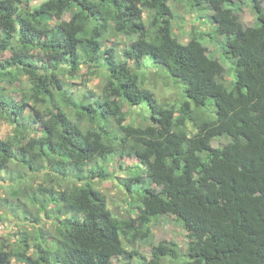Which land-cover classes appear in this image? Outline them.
Here are the masks:
<instances>
[{"label": "trees", "instance_id": "obj_1", "mask_svg": "<svg viewBox=\"0 0 264 264\" xmlns=\"http://www.w3.org/2000/svg\"><path fill=\"white\" fill-rule=\"evenodd\" d=\"M169 1L0 0V214L30 227L0 234V264H264V0H247L254 25L243 0H190L227 35L230 81L195 29L180 41ZM111 179L121 213L97 183ZM162 216L185 252L162 239L146 260Z\"/></svg>", "mask_w": 264, "mask_h": 264}, {"label": "rangeland", "instance_id": "obj_2", "mask_svg": "<svg viewBox=\"0 0 264 264\" xmlns=\"http://www.w3.org/2000/svg\"><path fill=\"white\" fill-rule=\"evenodd\" d=\"M169 4L173 11V19L172 24L173 27L176 28V33L179 36L181 42H187L190 38L191 31L195 29L200 36L201 41L207 46V52L212 56L217 58L225 68V78L230 81L234 80V62L232 56H228V54L224 51L226 48V38L227 35L219 34L215 31V23L212 21V9L207 5H193L194 3L190 0H170ZM238 16L240 17L241 21L245 25H254L256 22L255 19V11L250 6V3L246 1H242L238 4L235 8ZM146 15V14H145ZM71 16V11H67L63 14L64 19H68ZM175 33V32H174ZM112 40V41H111ZM104 45L106 47L113 46L116 50L122 49L124 44H119L116 42L115 37H111L109 41H105ZM144 63H148V66L152 67L155 65L152 63L151 59H143ZM145 64V65H146ZM157 68V67H156ZM161 69V68H158ZM103 75H96L93 76L87 83L85 88L96 89L99 84L102 83ZM154 79V77L149 80V83ZM153 83V82H151ZM182 87L185 86L183 83ZM171 86H163L162 84H158L156 90H158L159 94L166 95L171 99L174 97V93H172ZM84 87H77V91H82L85 89ZM155 88V86H154ZM181 94V93H180ZM160 99V98H158ZM212 102V105H209ZM208 109L209 112H214L216 106L212 101V98L207 99ZM139 119H135L134 122L136 123ZM11 130V126L6 123H0V136L5 135ZM227 141V138H218L215 139L212 144L213 145H222ZM114 162V161H113ZM110 167L113 166L112 162L109 164ZM27 172V171H26ZM118 173V171H116ZM120 175H126L123 172H119ZM0 175H4V173H0ZM31 179L29 182L36 185L37 183H47V177L45 176L43 171L34 172L31 175L27 176ZM8 180L4 182L0 180V183H7ZM99 187L107 194L109 206L115 211H119L121 213V198H124L123 191L121 187L117 184L118 181L111 179L106 180L104 182L97 181ZM4 195V189L0 185V196ZM2 209L0 208V213ZM124 214V213H123ZM40 216L43 217L42 213ZM44 221H40L39 226H42ZM47 223V221H46ZM50 222H48L49 224ZM21 224H28V221L22 222L17 218L14 217L12 214H0V234L2 233H12V236L15 237V231L22 229L23 225ZM25 228L30 229L29 225H26ZM10 231V232H9ZM39 231V230H37ZM153 237L149 243L140 244L138 249L139 253L146 258V260L150 257L151 254V247L152 244L158 242L162 239L173 240L178 243L180 248V253H184L186 249V239L183 235V228L180 222L177 221L175 217L170 216H162L159 217L157 221H155L153 227ZM131 262L135 264L137 261V257L134 256L133 258H124L120 257L119 259L114 258L113 263H123V262Z\"/></svg>", "mask_w": 264, "mask_h": 264}]
</instances>
